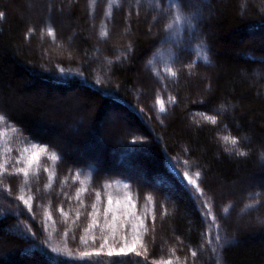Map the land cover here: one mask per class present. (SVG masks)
I'll return each mask as SVG.
<instances>
[{
    "label": "trees",
    "instance_id": "trees-1",
    "mask_svg": "<svg viewBox=\"0 0 264 264\" xmlns=\"http://www.w3.org/2000/svg\"><path fill=\"white\" fill-rule=\"evenodd\" d=\"M163 1L153 0L148 11H155V4L162 6ZM2 2L0 0V13L4 14L0 18L1 92L8 95L31 84L50 91L78 90L94 102L96 114H105L109 108L116 107L127 115L132 127L137 128L125 140L122 150L133 153L136 150L130 141H149L155 137L151 146L139 150L142 153L137 160L146 165L151 180L167 184L154 186L149 193L153 207L152 213L144 220L149 228L150 241L145 254L147 264H160L159 261L165 260L167 255L168 259L171 258L172 252L179 264H264V236L246 232L238 237L236 245L231 246V235L223 230L218 219L215 221L208 194L203 190L207 175L217 174L227 181H234L241 174H257V171L264 175V171L260 172L255 165L259 151L264 164V98L257 96L260 88L264 93V79L253 80L254 73H264V7L249 8L248 0H244L241 8L240 0L185 3L184 8L194 14L198 27L192 30L195 31L190 42L192 47L183 49V56L172 67L177 77L168 75L164 78L166 81L163 79L168 98L158 100L163 112L161 110L157 118L141 96L143 88L138 87L135 95L130 90L136 84L134 74L139 70V62L151 49L150 41L138 40L134 58V48L127 56L121 52L116 54L111 48L97 59L84 58L85 63L78 64L74 60L40 63L26 46L32 41L34 25L30 24L25 31L22 21L13 14L5 26L8 14ZM121 7H126L125 0H115L114 8ZM135 9L143 10V6L135 4ZM260 31L262 38L258 41L253 34ZM51 36L56 41L55 31ZM82 43L83 51L92 54L94 46L89 40L83 37ZM201 43L207 45L210 64L206 65L202 59L198 61L194 54L195 46ZM130 60L132 65L125 66ZM214 65H217L216 69L210 72L214 89L209 90V80L205 86L208 90L204 88L206 96L196 100L194 94H199L203 87L200 74L203 69ZM179 109L175 122L164 127ZM35 113H21L20 118H14L0 106V115L17 130L20 139L42 149L47 145L50 161L53 152L59 156L63 151L34 133ZM206 117H215V123ZM225 137H235L237 144L233 145ZM239 151L246 155H237ZM53 161L59 165L68 162L64 153L63 159ZM71 163V172L85 180L86 185L79 194L80 200L86 201V189L95 181L98 168L94 163ZM183 172L197 180L203 195H199L195 188L190 192L185 187L180 180ZM197 172L199 177L195 175ZM116 176L122 184L130 179L122 173ZM10 193V188L0 186V241L14 249L12 256L1 264H145L139 257H113L100 261L96 257L79 260L66 255L57 256L51 252L49 240L40 229L41 216ZM169 193H173L172 198L166 197ZM217 235L220 236L219 242L215 240Z\"/></svg>",
    "mask_w": 264,
    "mask_h": 264
},
{
    "label": "rangeland",
    "instance_id": "rangeland-1",
    "mask_svg": "<svg viewBox=\"0 0 264 264\" xmlns=\"http://www.w3.org/2000/svg\"><path fill=\"white\" fill-rule=\"evenodd\" d=\"M114 1L3 0V7L6 8L8 14L4 25L7 26L13 14H16L22 21L25 31L30 24L34 25L32 41L26 46L29 53L36 56L40 63L71 60L78 64L85 63L84 58L97 59V56L102 57V54L111 51V48L112 51H116V54L121 52L124 56H127L134 48L135 53L132 57L134 58L138 40L141 38L150 41L151 49L139 62V70L134 74L136 84L130 90L135 95L138 87L141 86L143 100L147 101V106L158 118L160 111L163 112V108L158 105V100L168 98L162 85L164 84L163 79L168 74L164 71V66L160 65V74L157 76L148 62L154 57L158 58L160 51L166 54L168 52L164 31L168 17L157 9L153 12L148 11L153 0H125L126 7L124 8H114ZM240 1L241 8L244 0ZM248 1L249 8L264 7V0ZM135 4L142 5L143 10L135 9ZM169 6V0L162 2V8ZM184 10L187 11L185 8ZM49 28L55 31L56 41L49 33ZM102 33H107V35H102ZM260 33L262 32L253 34L258 41L262 38ZM185 35L187 37L188 33ZM83 37L94 46V51L90 55L82 49ZM176 51L178 59L183 56L182 48H177ZM175 63L170 67H173ZM124 65H132V61H127ZM216 67L217 65H214L203 69V73L199 76L203 87L199 89V94H194L193 97L196 100L206 96L205 90L208 89L205 86L209 80L211 82L209 90L214 89V79L210 72ZM243 75L246 77L245 74ZM259 79H264V73H254V82ZM31 85L13 90L8 95L0 91V106L14 118H20L21 113H35L37 108L39 111L35 113L37 120L34 133L57 145L65 154L68 162L59 165L52 159L49 161L45 149L33 146V143L31 145L25 143L26 141L20 139L17 130L7 121H0V164L4 165L3 171H0V186L10 188V195L18 199L24 196L29 200L32 212L41 216L40 229L44 230L50 243V249L60 248L74 256L83 251L98 248L100 236L104 234L101 229L105 223L108 195L119 200L130 196L133 199L136 213L146 220V215L149 217L153 207L150 203V201L153 202V198L149 194L151 188L167 184L165 181L160 183L148 177L149 171L146 165L137 161L141 151L136 150L132 153L122 150L121 147L125 144V140L131 137L137 129L128 122L127 115L116 107L109 108L105 114H96L94 102L78 90L64 92L55 89L50 91L40 88L39 85ZM253 85L256 89L255 84ZM257 96L264 98L261 88ZM180 111L181 109L177 110L176 114L167 121V126H163L168 127L175 122ZM183 120L182 117L181 122ZM82 122L85 126H82ZM185 122L188 123L187 119ZM151 133L154 136L153 130ZM154 139L155 137L149 141H144V139L142 141L145 145L151 146V141ZM166 139L164 136L163 141ZM147 148V146L144 147V149ZM25 149L28 151L26 152ZM32 151L41 153L40 168L31 170L27 178L22 175L9 176L8 174L13 173L16 167H24V164L17 162ZM71 162L94 163L98 168L95 181L92 182L90 188L86 189V201H81L80 195L77 199V193L81 192L86 183L77 174L71 172ZM255 165L260 172L264 171L260 151ZM32 171L36 173L35 176L31 174ZM41 173L42 176H40ZM118 173L131 178L122 184L119 182L120 178L116 176ZM205 181L206 186L203 190L208 194L213 217L215 221L218 219L224 231L230 233L231 246L236 245L238 237L246 232L264 236V175H260L257 171V174H241L236 180L227 181L214 174L207 175ZM124 184H128L129 187L125 188ZM96 192L100 193L101 200H97ZM58 193H63V195H58ZM172 194H166V197L172 198ZM93 204L98 210L97 218L100 226L88 231L93 223ZM8 209L10 210L9 207ZM108 219H111L110 215ZM144 226L148 229L143 236V244L147 249L146 254L150 241L148 240L147 223H144ZM172 229L174 230L173 227ZM91 235L96 236V242L89 243L86 247L80 237ZM204 249L202 247V253ZM13 252V247L0 241V264L11 257ZM171 256L168 259L167 255L163 262L170 260L172 264H179L176 263L173 252ZM107 259L111 258L106 255L99 257L100 261Z\"/></svg>",
    "mask_w": 264,
    "mask_h": 264
},
{
    "label": "snow or ice",
    "instance_id": "snow-or-ice-1",
    "mask_svg": "<svg viewBox=\"0 0 264 264\" xmlns=\"http://www.w3.org/2000/svg\"><path fill=\"white\" fill-rule=\"evenodd\" d=\"M185 3L195 5V0H169L170 6L168 8H162L158 3L155 4L157 10L168 17V21L164 26V31L166 33L165 44L168 48V52L166 54L164 51H160L158 58L154 57L148 62L157 76L160 74L159 66L163 65L164 71L169 76L173 78L177 77L176 70L170 67V65L174 64L178 59V53L176 50L177 48L187 50L192 47L190 42L195 37V31L189 32V30H195L198 25L194 14H189L184 10ZM3 15V13H0V18H2ZM48 31L50 34L53 32L51 28H49ZM186 33H188L187 37L185 35ZM102 35L106 36L107 33H102ZM194 54L196 55L198 61L202 59L206 65L211 63L208 56L207 45L202 43L197 44L195 46ZM262 62H264V60H262ZM206 119L211 120L213 123L216 121L215 117H206ZM3 120H5V116L0 115V121ZM225 139H230L233 145L237 144V139L235 137H225ZM129 143L133 146L134 150L137 151L142 150L146 146L142 140L133 139ZM44 148L46 150L47 145H45ZM25 151L27 152L28 150L25 149ZM237 155L245 156L246 153L239 151L237 152ZM41 159L42 156L40 152L32 151L21 161L17 162L24 164V167H16L15 171L13 173H9L8 175L13 177L22 175L24 178H27L29 177L31 170L40 168ZM50 159L59 161L63 159V153L58 156L55 152H53ZM184 163L187 164V161H184ZM3 169L4 165L0 164V171H3ZM31 174L34 176L36 175L34 171H32ZM195 175L196 177H199L200 173L197 172ZM180 180L190 192L192 188H195L199 195H203V190L201 189L200 184L197 180L193 179L188 172L180 174ZM105 187H107V185H105ZM124 187L128 188L129 185L124 184ZM58 195H63V193H58ZM79 195L80 194L77 193V199H79ZM95 195L97 200H99L100 193L96 192ZM19 200H21L24 205L31 210L32 205L29 203L28 199H25L24 196H20ZM92 207L94 209L92 213L93 223L88 231L100 226V221L97 218L98 210L96 209V205L93 204ZM117 213H119V215H117ZM109 215L111 216V219H108ZM154 219L155 218L153 217V220ZM101 230L104 234L100 236L99 247L83 251L80 253L79 257H71L70 252L60 248H52L51 252L57 256L67 255L70 258L79 260H91L93 257L99 258L103 255H106L109 258L139 257L143 259L145 264H147V256L145 255L147 249L143 244V236L148 229L144 226V217L136 213L133 199L130 196L125 197L123 200L114 199L112 195L107 196L105 223ZM96 239L95 235L80 237L81 242L86 247L89 243H95ZM215 240L219 242L220 236H215ZM141 249H143V251H141ZM195 255L196 253L193 252V256ZM93 264H95V262H93ZM152 264H156V262H152ZM160 264H172V261H162Z\"/></svg>",
    "mask_w": 264,
    "mask_h": 264
},
{
    "label": "bare ground",
    "instance_id": "bare-ground-1",
    "mask_svg": "<svg viewBox=\"0 0 264 264\" xmlns=\"http://www.w3.org/2000/svg\"><path fill=\"white\" fill-rule=\"evenodd\" d=\"M82 123H83L82 126H85V125H84V122H82ZM82 132H83V131H82Z\"/></svg>",
    "mask_w": 264,
    "mask_h": 264
}]
</instances>
